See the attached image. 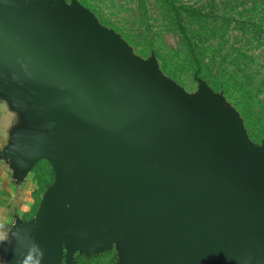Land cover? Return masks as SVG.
Wrapping results in <instances>:
<instances>
[{
    "label": "water",
    "instance_id": "water-1",
    "mask_svg": "<svg viewBox=\"0 0 264 264\" xmlns=\"http://www.w3.org/2000/svg\"><path fill=\"white\" fill-rule=\"evenodd\" d=\"M50 35L81 67L41 46ZM0 94L28 125L3 153L18 178L42 159L56 174L1 264H74L114 243L129 264H264V145L206 84L189 95L76 1L0 0Z\"/></svg>",
    "mask_w": 264,
    "mask_h": 264
},
{
    "label": "rangeland",
    "instance_id": "rangeland-1",
    "mask_svg": "<svg viewBox=\"0 0 264 264\" xmlns=\"http://www.w3.org/2000/svg\"><path fill=\"white\" fill-rule=\"evenodd\" d=\"M65 1L89 10L141 60L155 57L161 75L189 95H197L206 84L222 97V110L238 115L249 139L264 145V0ZM12 15L39 32L49 22L40 12L28 15L19 8ZM40 43L57 59L81 67L52 35ZM74 264L129 263L114 243L102 251L78 252Z\"/></svg>",
    "mask_w": 264,
    "mask_h": 264
},
{
    "label": "crops",
    "instance_id": "crops-1",
    "mask_svg": "<svg viewBox=\"0 0 264 264\" xmlns=\"http://www.w3.org/2000/svg\"><path fill=\"white\" fill-rule=\"evenodd\" d=\"M27 126L21 111L14 108L11 101L0 94V242L12 249L19 241L16 225L36 221L45 194L56 180L55 170L47 159L39 160L18 178L14 161L3 155L15 141L16 134ZM43 161L46 163V169L53 173L50 186L44 190L41 189L37 171V166Z\"/></svg>",
    "mask_w": 264,
    "mask_h": 264
},
{
    "label": "trees",
    "instance_id": "trees-1",
    "mask_svg": "<svg viewBox=\"0 0 264 264\" xmlns=\"http://www.w3.org/2000/svg\"><path fill=\"white\" fill-rule=\"evenodd\" d=\"M37 171L39 173V179L41 181V189H46L50 186L51 181L53 180V173L51 170L46 169V163L43 161L37 166Z\"/></svg>",
    "mask_w": 264,
    "mask_h": 264
}]
</instances>
